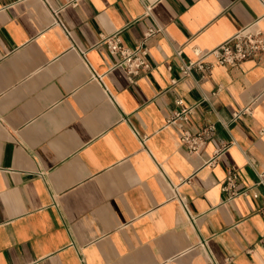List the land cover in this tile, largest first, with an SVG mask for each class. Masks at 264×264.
<instances>
[{
	"label": "crops",
	"instance_id": "obj_1",
	"mask_svg": "<svg viewBox=\"0 0 264 264\" xmlns=\"http://www.w3.org/2000/svg\"><path fill=\"white\" fill-rule=\"evenodd\" d=\"M263 15L264 0H0V264H264V56L181 69ZM114 33L147 48L135 81ZM208 124L190 151L183 130Z\"/></svg>",
	"mask_w": 264,
	"mask_h": 264
},
{
	"label": "built area",
	"instance_id": "obj_2",
	"mask_svg": "<svg viewBox=\"0 0 264 264\" xmlns=\"http://www.w3.org/2000/svg\"><path fill=\"white\" fill-rule=\"evenodd\" d=\"M153 32H155V29H149L147 36L151 35ZM105 41L111 53H119L121 55L118 65L126 70L131 81H135L142 70L151 67V63L147 57V48L142 44H138L136 47H127L122 44L118 33L106 37ZM195 52L196 57L194 59L182 62L181 69L184 75H189L196 69L202 72L209 71L214 66V63L208 60L210 55L216 57V63L225 65L240 63L251 57L261 58L264 56V30L259 25V19H257L238 29L231 37L214 49L205 52L197 48ZM177 54L181 56V49L177 50ZM177 102L183 105L182 99H178ZM244 110L250 111L251 106H247ZM191 112L192 108L183 106L181 110L175 111L170 118V123H178L179 120H187ZM239 115L240 112L235 113V117ZM214 130V124L203 126L196 133L184 129L181 134V142L186 145L190 151L197 152L207 138L212 135ZM238 185L237 171L230 170L223 183V189L229 193L230 198H234L240 193L238 191ZM174 190L175 194L178 193L176 188ZM180 199L185 208L188 209L184 197L180 196ZM260 211L264 214V206L260 208ZM262 242H264V237L262 238Z\"/></svg>",
	"mask_w": 264,
	"mask_h": 264
}]
</instances>
